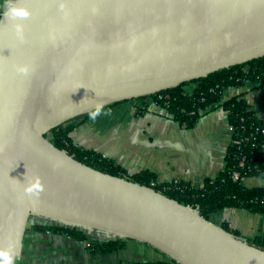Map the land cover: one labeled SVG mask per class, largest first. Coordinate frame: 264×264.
<instances>
[{"label":"water","instance_id":"obj_1","mask_svg":"<svg viewBox=\"0 0 264 264\" xmlns=\"http://www.w3.org/2000/svg\"><path fill=\"white\" fill-rule=\"evenodd\" d=\"M263 56L264 0H14L0 14V250L15 264L35 216L177 264H264V248L196 207L87 166L47 136Z\"/></svg>","mask_w":264,"mask_h":264},{"label":"crops","instance_id":"obj_2","mask_svg":"<svg viewBox=\"0 0 264 264\" xmlns=\"http://www.w3.org/2000/svg\"><path fill=\"white\" fill-rule=\"evenodd\" d=\"M195 87L190 84L185 90L192 93ZM237 94H242L249 110L264 120V87L246 81L239 88H226L223 99ZM162 108L151 97L116 103L95 111V116L90 114L71 130L70 137L74 145L113 159L127 172L149 170L156 183L183 181L200 187L205 179L212 180L224 168L231 140L226 112L213 109L201 115L192 127L185 128L161 113ZM243 183L264 187V178L248 177ZM209 220L218 226L227 223L229 232L247 240L264 233V213L225 208L211 214ZM84 241L80 246L75 244L79 241L65 235L28 233L24 235L18 259L30 264H73L75 250L80 249L88 256L85 260L102 264L152 263L162 256L133 240H127L123 249L109 254L89 251Z\"/></svg>","mask_w":264,"mask_h":264},{"label":"trees","instance_id":"obj_3","mask_svg":"<svg viewBox=\"0 0 264 264\" xmlns=\"http://www.w3.org/2000/svg\"><path fill=\"white\" fill-rule=\"evenodd\" d=\"M1 2L2 0L0 4ZM246 81L252 82L258 88L264 87V56L146 96L153 98L154 102L165 109L166 116L185 128L192 127L201 115L213 109L221 108L226 111L227 123L233 130L231 141L225 152L224 168L212 180L205 179L200 187L183 181L156 183L152 186L150 184L154 181L152 173L144 170L128 175L113 159L74 145L70 137L71 130L93 112L52 129L47 136L55 147L73 155L76 160L87 166L150 187L181 204L196 207L200 215L206 219H209L211 214L225 208H239L262 214L264 213V187L246 186L241 177L264 178L263 121L249 110L242 94L222 99L224 89L239 88ZM190 84L196 85L192 93L185 90V87ZM158 94L165 95L167 98L158 100ZM29 221L25 235L33 232L52 233L65 235L76 241L88 240L89 236L94 237L91 240V244H94L88 247V250L94 253L109 254L120 251L127 241L121 238L107 239L95 232L88 233L87 230L81 228L41 220L35 216H31ZM222 226L228 231L227 225ZM248 241L250 244L264 248V233ZM15 264H21V261L17 259ZM125 264L177 263L165 258V260L152 263L133 261Z\"/></svg>","mask_w":264,"mask_h":264},{"label":"rangeland","instance_id":"obj_4","mask_svg":"<svg viewBox=\"0 0 264 264\" xmlns=\"http://www.w3.org/2000/svg\"><path fill=\"white\" fill-rule=\"evenodd\" d=\"M226 112V111H225ZM76 122H77V120H76ZM125 170V169H124ZM126 171V170H125ZM149 171V170H148ZM136 173H138V172H134V173H130V172H127L126 171V174H128V175H133V174H136ZM150 184H151V182H150ZM225 225H227V223H225ZM27 238H31V235L29 236V237H27ZM93 238L94 237H88V239H90V240H87V241H84L85 242V244L87 245V249H88V247H90V246H92L93 244H91L92 243V241L91 240H93ZM27 243H29V241H27ZM75 244H77V245H83V243L81 242V241H79V242H75ZM86 257H88V256H86L85 255V253H84V251H83V249H80V250H75V258H74V263L73 264H102V263H99V262H96V261H93V262H89V261H87V260H85L86 259ZM158 261H160V260H165V257H163V256H161V257H159L158 256ZM148 260H149V258H148ZM154 260V259H153ZM156 260V259H155ZM153 262H155V261H153ZM31 262L30 261H26V263H21V264H30ZM121 264H123V263H121ZM125 264V263H124Z\"/></svg>","mask_w":264,"mask_h":264},{"label":"clouds","instance_id":"obj_5","mask_svg":"<svg viewBox=\"0 0 264 264\" xmlns=\"http://www.w3.org/2000/svg\"><path fill=\"white\" fill-rule=\"evenodd\" d=\"M8 14L14 16L16 14H26V12L23 8L16 7V6H10L8 10ZM92 115L95 116L96 112H93ZM33 187L39 188L41 187V185L39 184V182H37L33 185ZM0 257H2V259H0V264H12V257L8 251L0 250Z\"/></svg>","mask_w":264,"mask_h":264},{"label":"built area","instance_id":"obj_6","mask_svg":"<svg viewBox=\"0 0 264 264\" xmlns=\"http://www.w3.org/2000/svg\"><path fill=\"white\" fill-rule=\"evenodd\" d=\"M14 0H2V2H1V4H0V14L6 9V8H8V6L13 2ZM263 88V87H262ZM225 90V89H224ZM223 90V91H224ZM156 94V93H155ZM164 98H167V96H165V95H162V94H158L157 95V99L158 100H162V99H164ZM222 99H223V92H222ZM156 103V102H155ZM163 110H161V113H165V109L164 108H162ZM200 112H202V111H200ZM263 121V124H264V120H262ZM229 128H230V131H231V136H232V127H230L229 126ZM231 141V140H230ZM246 178H243V177H241V180L244 182V180H245ZM156 184V182H154V181H152L151 182V185L152 186H154ZM166 258V257H165Z\"/></svg>","mask_w":264,"mask_h":264}]
</instances>
